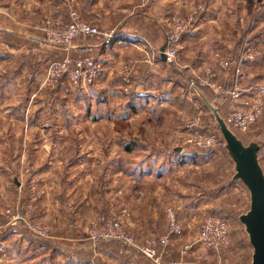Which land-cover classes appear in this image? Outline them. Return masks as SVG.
Here are the masks:
<instances>
[{
	"label": "rangeland",
	"instance_id": "374dc122",
	"mask_svg": "<svg viewBox=\"0 0 264 264\" xmlns=\"http://www.w3.org/2000/svg\"><path fill=\"white\" fill-rule=\"evenodd\" d=\"M15 3L4 16L21 36L0 31V264H251L239 220L249 192L233 179L234 164L201 96L222 118L228 113L234 67L220 64H234L245 45L254 54L244 68L248 80L264 82V0H181L166 17L164 42L144 41L139 57L122 53L106 63L73 55L48 36L58 34L56 23H68L71 10L92 25L81 18L83 1ZM175 18L190 19L182 36L195 40L179 49L182 37L169 63L159 52ZM84 56L101 64L89 82L74 78L73 61ZM105 70H112L107 81ZM233 132L245 145L263 147L264 112L248 131ZM195 137H214L215 144L188 142ZM141 149L163 151L153 159L152 179L147 168L136 170L146 159ZM169 209L178 235L169 230ZM207 216L226 222L227 246L199 242ZM114 223L133 244L110 237ZM29 225L47 228L48 236Z\"/></svg>",
	"mask_w": 264,
	"mask_h": 264
},
{
	"label": "built area",
	"instance_id": "2783aa9c",
	"mask_svg": "<svg viewBox=\"0 0 264 264\" xmlns=\"http://www.w3.org/2000/svg\"><path fill=\"white\" fill-rule=\"evenodd\" d=\"M190 19L175 18L174 29L168 35L166 40V48L164 54L166 55L167 62H173L176 58L175 47L182 38V35L186 30L192 28L190 24ZM55 29L58 30V34H49L59 43L67 44V47H72L73 42L78 38H95L101 36L102 32L98 27L87 24L81 21L76 12L71 10L69 12V21L66 24L58 22L55 24ZM250 48L247 45L243 48L241 56L235 63L231 64V58L221 62L220 66L223 69L228 68L230 65L234 67V76L231 82L230 89L227 94L231 99L232 108L228 110V113L222 118L226 126L233 131H248L263 115L264 112V82L260 84L252 83L248 80L245 73V64L254 58L250 52ZM250 52V53H249ZM159 55L161 53L159 52ZM70 63V61H67ZM64 63V68L67 66ZM73 72L74 78H81L85 82L92 81L101 69V64L95 61L89 56H84L73 61ZM207 74H212L210 69H206ZM126 82H129L126 80ZM246 82L247 85L243 86ZM219 93L225 92L223 88L219 87ZM215 138H190L189 143L199 147H212L215 144ZM9 213V211L7 212ZM168 226L169 230L173 234H180L181 229L175 220V215L172 210L167 211ZM29 230L38 237H47L49 230L47 228H38L34 225L28 226ZM111 232L110 237L118 240L125 241L130 245L133 244V237L126 239L123 232L120 230L118 223H114V228ZM166 239H162L161 243L165 244ZM199 242L210 249H218L220 247H225L229 244V231L226 222L218 216H207L204 218L200 232H199ZM144 253L151 258L153 253L147 248H145Z\"/></svg>",
	"mask_w": 264,
	"mask_h": 264
},
{
	"label": "crops",
	"instance_id": "0c3cea01",
	"mask_svg": "<svg viewBox=\"0 0 264 264\" xmlns=\"http://www.w3.org/2000/svg\"><path fill=\"white\" fill-rule=\"evenodd\" d=\"M16 7L21 9L30 0H17ZM83 6L81 8V18L94 26H97L102 32V36L97 38H78L71 47V53L73 55H92L98 57L103 63L111 61L113 58H118L122 53L135 54L140 56V52L137 49H145V43L155 45L159 42V38H163L166 33V27L168 21L167 16L173 15L180 9L181 0H81ZM14 0H1L0 1V31L6 33V36H21V33L16 34L15 30L10 27L9 18L5 17L6 9L12 6ZM183 8L181 7V10ZM165 13V17L161 16L159 19L155 18L156 14L161 15ZM164 18V19H163ZM165 23V24H164ZM19 25V24H18ZM201 23L195 25V32ZM22 28L21 25L18 26ZM20 31V30H19ZM160 31V33H159ZM194 32V33H195ZM191 36L185 35L180 44L179 49H182L184 45L191 43ZM112 70H105L102 72L103 79L107 81L109 79ZM221 82L220 78L218 80ZM104 88L105 90H109ZM109 92V91H108ZM146 95H149L146 94ZM260 146V145H259ZM262 151L264 152V144ZM139 153L143 154L146 158L136 165L137 172L139 168H147L146 178L152 179L154 173L150 168L154 167L153 159L156 157H162L163 151H156L150 149H141ZM261 167L264 173V165L261 163ZM155 168V167H154ZM154 168H152L154 170ZM142 171V170H141ZM161 173V172H160ZM138 181V180H137ZM151 181V180H148ZM139 197V196H138ZM11 241V237L8 236V242ZM19 248H22L20 244ZM24 248V247H23ZM10 258V257H9Z\"/></svg>",
	"mask_w": 264,
	"mask_h": 264
},
{
	"label": "water",
	"instance_id": "95a60500",
	"mask_svg": "<svg viewBox=\"0 0 264 264\" xmlns=\"http://www.w3.org/2000/svg\"><path fill=\"white\" fill-rule=\"evenodd\" d=\"M165 46L160 49L161 58L166 60ZM202 100L212 112L217 128L224 140L228 157L234 164V180H239L249 192V210L239 217L252 248L251 264H264V173L259 163V144L245 145L224 123L218 110L204 97ZM179 151V149H176Z\"/></svg>",
	"mask_w": 264,
	"mask_h": 264
},
{
	"label": "trees",
	"instance_id": "16d2710c",
	"mask_svg": "<svg viewBox=\"0 0 264 264\" xmlns=\"http://www.w3.org/2000/svg\"><path fill=\"white\" fill-rule=\"evenodd\" d=\"M194 24H196V22H194ZM182 37H184V36H182ZM262 148H263V147H261L260 150H259V152H258V157H260L261 154H262Z\"/></svg>",
	"mask_w": 264,
	"mask_h": 264
}]
</instances>
